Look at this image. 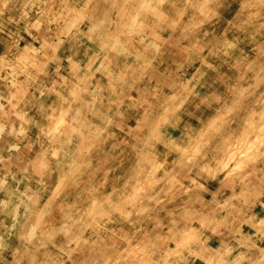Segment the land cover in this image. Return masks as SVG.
Returning a JSON list of instances; mask_svg holds the SVG:
<instances>
[{"label": "rangeland", "instance_id": "obj_1", "mask_svg": "<svg viewBox=\"0 0 264 264\" xmlns=\"http://www.w3.org/2000/svg\"><path fill=\"white\" fill-rule=\"evenodd\" d=\"M109 1L111 0H68L67 3L64 2L60 7V3L57 0L56 2L52 0H0V78H2L0 79V98L3 99V96L8 98H6V101L4 99L0 100V134L5 130L9 131L8 137L13 141L7 146V150L0 146V226L6 224V220L13 219L14 215L16 220H18L22 213L17 211L15 214L14 211L17 210L19 203L26 201L28 205L24 213V219H26L19 220L15 227L11 226V231L17 230L15 239L14 237L5 239L6 228L3 229L5 225L3 228L0 227V263L4 264L3 261L5 260V264H145L151 256L149 254L150 250L144 248L147 245L138 244L135 247V251H128V249L125 251L124 248L126 247H122V244L131 247L134 244L135 246V232L133 230L138 223L139 225L142 223L140 226H143V228L140 231H144L145 236L156 237L159 234L158 241L164 242L165 253L163 249L159 251V258L157 259L159 264H264V256H262L264 255V156H261L264 154V70H261L260 63L255 62L252 55L245 57L242 60L243 62L239 61L242 66L238 71L239 75L234 77L229 74L225 78L227 86L230 85L229 87L231 88L234 86L236 90L245 89L246 94L235 92L238 105L233 108L234 110L232 111V103L229 113L225 114L223 111H218L210 119L212 122L223 119L224 122L214 132V125L210 122L211 129L208 130V135L199 137V142H201L199 147H194L190 154L187 155V159L185 157L186 162H183V160L175 162V167L182 171L185 166L190 169L186 177H180L173 182V184L175 183L173 188L167 186L160 188L157 196L153 198L152 204L150 203L148 207H144L143 202H137V206L140 207L138 211L134 215L125 217L123 224L121 223L119 226L118 224L111 226H108V224L106 226L105 224V230H102L96 227L94 222L89 225L90 231L94 228L98 229L95 234H100L101 230L104 235L106 234L105 244L101 241L104 236L101 237L99 235L98 239V235H93L86 229V225L91 220V214L84 208L86 206L80 204L78 207L70 209L72 206L65 205V198H60L61 193L67 189L66 186L65 189L63 188V182L60 183L63 188L61 190L57 189L59 184L55 185L56 187L49 186L51 181L54 180L53 175L56 170L58 169V172H61L67 168V165H63V157L69 155L70 152L73 153L81 145L83 147H80V151L83 155H86V150L98 143L100 130L103 131L108 124L115 122L119 127V132L112 137L109 144L104 146L106 149L117 150L116 144L123 143V145L131 146L133 142L136 143V140L142 134V126L139 125L137 116H132L133 112L124 115L126 107L135 104L132 95L128 94L130 87L123 90V92H120L118 88L117 90L111 89L114 85L112 83L119 80L116 77H109V67L97 66V59L96 61L93 59L95 55L87 60L83 57V61L81 59L78 63L76 54L75 52L73 53L75 48L81 54L84 49L88 50L89 46L94 42L95 35L101 34L106 37L105 34L109 33L119 21L120 17L115 15L116 9ZM247 1L240 0V2L244 3L245 8L254 7L255 0ZM185 2L186 6L182 10L183 15L189 12L186 9L188 0H185ZM160 3V0H153L152 2L155 6ZM141 4L140 10L145 13H147L146 6H152L146 0H141ZM95 8L103 10L105 18L99 16V21L94 20L91 15ZM62 13L65 14L63 19L60 20ZM160 15V13L154 14V20H158L157 18ZM230 16H233V14L231 13ZM230 16L227 15L222 20L226 22ZM48 18L50 20L56 18V31L50 39H47V43L46 41L41 42V46L47 48L46 52L37 61L36 67L32 71L29 70L30 68H21L19 62L26 55V52L22 49L24 47L32 48L33 46L34 20L37 19L38 22L46 23ZM89 19L90 22L88 23L87 20ZM219 19H216V24L221 23ZM209 21L205 23L201 30L210 29L211 25L213 26ZM195 32L200 33L198 31ZM125 33L121 40H115L117 43L112 42V44H109L110 42L106 41L97 58L102 62L106 60L109 56V49H107L109 46H112V54L120 58H125L131 52H139L140 57L144 58L148 55L147 51L149 53L150 50L153 53V50L155 52L159 49L160 43L156 41L158 36L156 32L149 36L143 28L135 27L131 30L128 26ZM161 35L165 36L164 31ZM263 39V36L257 37L259 42ZM237 42L239 44L244 43L241 38ZM234 50L235 48L223 50L219 57H228L229 52L231 51L232 53ZM65 59H68V61ZM259 61L264 62V58L261 57ZM218 63H220L219 60L217 65ZM80 65H83V67L87 65L91 74L98 77L92 78L93 75L89 74L87 76L88 79H84L83 87L80 88L78 95L75 94L74 104L68 108L69 115L65 112V116L57 107L61 97L57 89L55 90L54 84H57V86L62 85L65 77L67 79L70 75L74 78L76 71L73 70L76 69L75 66ZM142 72L140 75L144 84L146 72ZM4 79L12 83L9 90L2 87ZM220 80L224 81V78ZM29 86L34 88L32 90L34 93L32 92L30 101L27 102L31 105V108L30 110L21 109L19 108L20 105H18L19 102L16 100L12 101L11 98L12 96H19L22 92L26 94ZM131 89L133 88L131 87ZM157 89L161 90L159 87ZM86 91L88 92L86 93ZM113 91L115 92L112 93ZM145 92V94H148L150 91L145 89ZM217 92L220 95V90H217ZM107 93H110V96L114 99L120 93L126 96L124 104H119V107H121L120 112L124 111L122 118L116 112H110V114L106 115V121L104 119L101 120L99 117L104 112L103 107L100 116L97 114L98 120L95 122L93 117L104 105V97ZM138 98L144 101L140 95ZM217 98L218 96L215 97V99ZM44 100H46V106L41 109L38 103ZM140 100L137 101L140 102ZM5 102L12 104L11 108L16 106L17 110H5L4 107H8ZM47 103L50 106L49 110L46 109ZM151 106L150 102L147 101L145 108L148 110L146 113L149 112V108H152ZM1 107L4 109L3 112ZM166 107L168 108V106ZM166 107L161 106L155 109L154 113L158 115L166 110ZM38 108L41 109V115L39 120H37V127L40 128L34 129V132L31 133L33 131L30 125L33 122L31 121L32 109L35 111ZM209 115L210 113H207V117ZM125 116L127 117L126 119L124 118ZM44 118L49 119L47 128L50 130V127H53L54 136L52 135L48 144L46 143L43 147L49 151L52 146L51 142H57L60 146H58V151H60L58 161L60 160V162H45L44 167L42 166L40 169L35 167V163L32 162L31 164L32 167H35V171L31 172L30 169L25 171L24 169L22 170L24 174H19V171H16V173L15 170L11 171L10 168L16 155L19 156L18 161L21 162L26 149H36L34 154H37V160L47 156V153L40 149L42 143L40 134L47 129L45 122H43ZM64 121H66V125H69V128H65ZM55 129H59L56 135ZM259 130L263 131L260 132ZM60 131L64 132L63 135L60 134ZM80 133L86 135L84 143L79 138ZM93 135L95 136L93 137ZM191 135L193 134L190 131L184 132L181 140L183 141ZM212 135L215 139L216 148L214 160H211L207 149ZM258 141L261 143H257ZM261 145L262 151L259 149ZM121 152L119 151V154ZM112 155L115 157L117 153L113 152ZM87 158V162L89 161L88 169L94 172L99 167L98 169L101 170L100 163L96 162L94 158V153L88 155ZM3 169L7 170V172L2 173ZM70 169L68 166L66 174L70 173ZM126 170L127 166L124 165L122 171ZM70 174L72 175V173ZM20 180L26 184L22 186L24 191L19 198L13 189L17 181ZM83 182L85 181L83 180ZM88 184H83L78 192L84 191L87 200H89L88 205H90L92 199L96 197L97 193H100L106 182L102 183V178L99 177L97 184ZM117 189L115 188L110 193L113 195H110L111 198L108 197L110 199L107 200L103 210L105 215L108 214L109 217L118 212L117 194H114ZM119 206L121 207V205ZM87 208L90 207L87 206ZM53 210L56 211V214L58 212V214L50 219L49 216L51 217L52 213H55ZM164 215L167 216V220L164 219ZM150 219L151 223L145 225L146 221ZM171 223L174 225L177 223L176 226L180 229V234L178 232L179 229H175L174 226L167 231V227H170ZM165 224L168 225L166 228ZM119 231L122 232L120 235L123 241L115 237ZM2 240L5 241L6 245L2 243ZM140 246L144 248L143 253H140L141 256H139V249L142 250ZM198 246L201 247L199 248ZM158 248H161V246L155 245L153 247L156 250ZM134 252L135 254H133ZM151 258H154V253ZM152 264H155L154 261Z\"/></svg>", "mask_w": 264, "mask_h": 264}, {"label": "bare ground", "instance_id": "obj_2", "mask_svg": "<svg viewBox=\"0 0 264 264\" xmlns=\"http://www.w3.org/2000/svg\"><path fill=\"white\" fill-rule=\"evenodd\" d=\"M52 1L56 2V0H52ZM57 1H59L60 7L64 2L66 3L68 2V0H57ZM146 1H148L152 5L149 7L146 6L147 13L140 10V6L142 5L141 0H111L109 1V3H111V5L113 4V6L116 9L115 15L117 17H120L119 21L112 27L109 33L105 34L106 37L101 34L95 35L94 42L92 43V45L89 46L88 50L84 49V52L82 54L78 52V49L76 48H75V51H73V53L75 52L76 54L78 63L79 61H81V59L83 61V57L85 60H87L88 58L95 55L93 59L95 61L97 59L96 61V63L98 62L97 66L99 65L101 67L102 66L109 67L110 68L108 71L109 77L111 78L116 77L119 80L117 82L112 83L114 85L112 86L111 89L117 90L118 88L120 92H123V90H126L130 87L128 94L132 95V97L135 100L134 105L130 107H126L127 112L125 111L124 113V111H122L121 113L120 112L121 107H119V104L121 105L124 104L123 102H125L126 96L124 95L125 96L124 97L120 93V95L114 99L110 96V93H107L104 97V105L102 106L99 112H96V114L94 115L95 117H93L94 121L96 122L98 120L96 116L97 114H99L100 116V114L102 113L103 107H104V112L101 114L99 118L101 120L104 119V121H106L105 120L106 115L110 114V112H116V114L119 115L120 117L122 116L123 113L125 115V114H129V112H133V114L132 113L130 114H132V116L133 115L137 116L139 120V125L142 126V134L140 135V137H138V139L136 140V143L133 142L131 146L123 145L124 144L123 143V144H116L117 150H114V149L112 150L109 148L106 149L104 148V146L109 144L112 137L117 132H119V127L118 125L115 124V122L108 124V126L104 127L103 131L100 130V134L98 135V138H99L98 143L94 147H92L93 149L90 148L86 150V155H83V153H81L80 147H83L81 145L76 151H74L73 153L70 152L69 155H67L66 157H63L64 159V160L62 159L63 160L62 162H64L63 165H67V168L65 171H61V172H58V169H57L56 173L53 175L54 180L51 181L49 185L50 187L51 186L54 187L55 185L59 184V187L57 189L61 190L62 186L60 185V183L63 182V188L65 189V186H66L67 189L63 191V193H61L60 198H65L64 199L65 205L72 206L70 209H74L78 207V205L80 204H82V206L83 205L86 206L84 208H86L87 211L91 214L90 216L91 220H89V224L86 225V229L93 235H96V236L98 235V239H99V235H101V237L104 236L102 238L100 237L103 244H105V241H106L105 239L106 234L104 235V233L102 232L103 229L105 230V226H104L105 224L106 226L107 224L108 226H111L114 224L115 225L118 224L119 226L121 225V223L123 224L125 217L127 218L128 216L134 215V213H136L138 209L140 208L137 206V202H143L144 207H148V205L152 202L153 198L157 196V192L160 188L164 186H167L169 188L175 187V183L173 184V182L177 181V179H179L180 177L185 178L186 175L190 172V169L187 166H185V169L183 171L179 168H176L175 162L179 160L180 162L181 160H183V162H186L185 157L187 159V155L190 154V152L192 151V149H194V147L196 148L199 147L201 143L199 142L200 141L199 137H201V135L202 136L208 135V130L211 129L209 124L210 122H212L210 119L214 117L215 113H217L218 111L219 112L223 111L225 114L229 113V111H231L230 105L232 103H233L232 111L234 110L233 108L236 105H238V101L235 97V92L236 93L243 92V94H246L245 89L236 90L234 86L233 88H231L229 87L230 85L227 86L225 82V78H227L229 74L233 75L234 77L239 75L238 71L239 69L242 68V66L239 64V61H242L243 59H245V57L252 55L254 57L253 58L254 61L260 63L261 70H264V62L259 61L261 57L264 58V39L261 42L257 40V37H262V36L264 37V0H255L254 7L252 8H249V7L245 8L244 3L240 2V0L238 1L237 0L235 1L234 0H188L186 9L187 11L189 10V12H186L185 15H183V12H182L183 7L186 6L185 0H160L161 3L156 6L152 4L153 0H146ZM180 11H181V15H180ZM103 12H104L103 10L99 8L97 9L95 8L91 16H93L92 18H94V20H98L99 16L100 17L103 16V18H105V13ZM159 13L161 15L159 18H157L158 20H154L155 17L153 18V15L159 14ZM231 13L233 14V16H230ZM64 14L62 13L60 15V20L63 19ZM227 15H229L230 18L227 19L226 22H224L222 18H224ZM218 18H220L219 19L221 22L220 24H216V19ZM55 20L56 18L51 19V20L50 18H48L46 20V23L38 22L37 19L34 20L35 24L33 25L35 28L33 27L34 28V36L32 38L33 46L32 48L24 47L22 49L24 52H26V55L23 54L24 58L22 61L19 62V66L21 68L22 67L30 68L29 70L32 71V69L36 67L37 61L41 57H43V53L46 52L45 50L47 49L46 47L43 48L41 46V42L46 41L47 43V39H50L56 31V21ZM87 21L89 23L90 19ZM208 21L209 23L213 24V26L211 25L210 29L205 28V30H201L202 27L205 26V23H208ZM128 26L129 28H131V30L132 28H135V27L143 28L149 36L156 32L158 35L156 41L160 43L159 49L155 52L153 50V53L150 52V50H149V53L147 51L148 55L145 56L144 58L140 57L139 52H131L125 58H120L112 54L113 53L112 46H109L107 47V49H109L108 50L109 56L107 57V59L104 60L103 62L99 60L97 56L99 54V51L103 47V44L106 43V41L110 42L109 44H112V42L117 43L116 41L121 40L124 34H126L125 32L128 29ZM87 29L89 28L87 27ZM163 31H164L165 36L161 35L163 34ZM195 31H198L200 33H196ZM240 38L241 40L244 41V43L242 42L239 44V42H237L238 39ZM232 48H235V50L232 51V53L230 51L228 54V57H225V56H223L222 58L219 57V55L221 56V52L223 50L224 51L230 50ZM218 60L220 63H218L217 65ZM66 61H68V59ZM75 67L76 69L73 70V71H76L74 78H72L70 75L67 79L65 77V79L63 80V83L61 82L62 85L57 86V84L56 85L54 84L55 90L57 89L58 94L61 97V100L58 103L57 107L65 116H66V113L68 114V108H70L71 105L74 104V101L76 99L75 94L80 92V88L83 87V84L85 83L84 79H86L89 74L93 75L91 74L90 70L87 68V65L85 67H83V65L75 66ZM94 70H97V69H94ZM142 71L146 72L144 84L142 83V79L140 75ZM93 77H98V76L93 75L92 78ZM221 78L222 79L224 78V81L220 80ZM3 81L4 83H2L3 84L2 87H4L6 90H9V87L12 86V83H10L7 79H4ZM131 87L133 89H131ZM158 87L161 88L160 91L159 89H157ZM145 89H148L150 92L148 94H145L146 93ZM32 90H34V88L29 86V89L27 90L28 92L26 94H23L22 92V94H20L17 97L12 96L11 100L18 101L19 102L18 105H20L19 108L30 110L31 105L28 104L27 102L30 101V96L34 93ZM217 90H220V95L218 94ZM87 92L88 91H86V93ZM114 92L115 91H113L112 93ZM172 92H173V96H172ZM142 93H143V96H142ZM139 95L141 96V98L143 97L144 101H141L138 98ZM216 96H218L219 98V99L217 98L218 100L215 99ZM6 98L3 96L4 101L8 99ZM3 99L0 98V100H3ZM137 100H140V102ZM147 101L150 102V104L152 105L151 106L152 108H149L150 109L149 112L146 113V111L148 110V109L146 110L145 108ZM45 103H46V100H44L43 102H39L38 105L42 109L44 108V106H46ZM6 104L8 105V107H4L5 110L7 109L17 110L16 106H14V108H11L10 106L12 104L10 103H6ZM137 104H138V107H137ZM161 106L164 108L168 106V108L166 107L167 108L166 110L156 115V113H154V110L158 109ZM40 108L36 109L35 111L32 109L31 121L33 122L30 125L33 131H31V133L34 132V129L40 128V127H37V120H39V117L41 115ZM49 108L50 106L47 103L46 109L49 110ZM1 109H3V107H1ZM4 109L2 110V112L4 111ZM38 111L40 114L38 113ZM207 113H210L208 117H207ZM124 118L126 119L127 117L125 116ZM43 122H45V126L47 128L49 119L44 118ZM223 122H224L223 119L221 121L218 120L216 122H212V124L214 125L213 132ZM64 124H65V128H69V125H66V121H64ZM52 128L53 127H50V130L49 128H47L44 132L42 133L40 132L41 133L40 140L42 142L40 149L42 151L44 150L47 153V156L45 158H42V159L39 158V160H37L38 156L37 154H34L35 152L34 150L36 149H33L30 147L31 148L30 150L28 149L24 150L25 154H23L21 162L18 161L19 156L16 155L13 161L14 163L12 167L10 168L11 171L15 170V172L19 171V174H24L22 171L24 169L25 171L30 169V171L33 172L35 171L34 169L35 167L40 169V167H42L45 162H60V160L58 161L59 156H60V151H58V148L60 146L58 145L57 142L56 143L54 141L51 142L52 146L49 151L47 150V148L43 147L46 143L48 144V142L51 139V136L52 135L54 136V132ZM55 131H56L55 133L56 135L59 129H55ZM187 131H190V133H192L193 135H191L190 137H187V139H184L182 141L181 137L183 133L184 132L187 133ZM262 131L263 130H261L260 132ZM63 133L64 132L60 131V134L63 135ZM8 134H10V132L6 130L0 134V146H3L6 150H7V146L11 144V142H13L8 137ZM48 136H50V138H48ZM94 136L95 135H93V137ZM79 138L81 142L84 143L86 139V135L83 133H80ZM214 140L215 139L213 138V135H212L209 141L208 148H207L209 152V156L211 157V160H214L216 157V154H215L216 148H215ZM257 143H261V142L258 141ZM257 143H255V145ZM259 149H261L262 151V145L260 146ZM118 150L120 152L122 150V152L120 153L121 155L119 154ZM113 152L115 154L117 153V156L120 155V157L119 158H117V156L113 157L112 155ZM93 153H94V158L96 162L100 163L99 165L101 168L100 170L98 169L99 168L98 167L96 170H94V172H92L91 169H88V166H87L89 164L88 163L89 161L87 162V159H88L87 157L88 155L93 154ZM261 156L263 157L264 154H262ZM32 162L35 163V167H32V164H31ZM124 165L127 166L126 171H122V168L124 167ZM68 166L69 168H71L69 172L72 173V175L70 173L66 174L68 170ZM5 172H7V170L3 169L2 173H5ZM99 177L102 178V183L106 182V184H104L103 186L104 188L100 190V193H97L96 197L93 198L92 201L90 202V205H88L89 200H87L86 194L82 190H81L82 192L79 193L78 190L85 183L86 184L91 183L93 185L97 184V180ZM83 180L85 182L82 183ZM25 184L26 183H23L21 180L17 181L13 189L16 195L19 196V198L21 194H23L24 190L22 186ZM115 188H118L116 192L114 193L115 195L117 194L116 203L118 205V212L117 213L115 212L114 215L109 217L108 214L105 215L103 210L105 208L107 200L110 199L111 196L113 195V194L111 195L110 193ZM119 205H121V207ZM26 206H28L26 204V201L19 203V206L17 205V210L14 211L15 214L17 211H21L22 213L18 217V220H16V217L14 215L13 219H10V220L8 219V221L6 220V224H4L5 227L4 225L0 226L2 228L4 227L3 229L6 228L5 229L6 231L5 239H11L12 237H14V239L16 238L17 230L11 231L10 229L12 227H15L17 225V222H19V220L24 219V213L26 211L25 210ZM87 206H89L90 208H87ZM53 211L55 213H52L51 217L49 216L50 219L56 217L54 215L58 214V212L56 214L55 210ZM167 213H170V212H167ZM166 218L167 216L164 215V219ZM151 219L146 221L145 225L150 224ZM92 222H94V225L96 227L102 229L100 234L99 233L95 234L96 231L98 230L97 228L91 229V231L89 230L90 228L89 225ZM171 224L172 225H170V227H167L168 225L165 224V228L167 227V231L172 226H174L175 229L178 228L176 226L177 223H175V225L173 223ZM140 225L138 223V225L133 230L135 232L134 233L135 234V239H134L135 246L133 244L134 248L129 245L126 246L124 244H122V247L123 248L124 246L126 247L124 248L125 251L126 249H128V251L130 250L135 251V247H137L138 244H142V246L147 245L144 248H147L148 250H150L149 254L151 256L154 253L155 259L151 258L150 256L151 261L150 259H147L146 263L149 264L151 262L152 264L154 261L155 264H159V261H157V259L159 258L158 253L159 251H162V249L165 253L164 242L158 241V237H160L159 234L156 237L154 236L149 237V235L145 236L144 231L142 232L140 231V229L143 228V226L141 227ZM178 232L180 234V229ZM62 233L64 234L63 231ZM120 233L122 232L119 231L115 237L118 240L123 241ZM2 243L6 245L4 240H2ZM173 244L175 245L176 243H173ZM155 245H158L159 247L161 246V248H158L157 250L153 249ZM142 246L140 247L142 248ZM144 248H142V250L139 249V256H141L140 253H143L142 251H144ZM133 254H135V252ZM5 262L6 261L4 260L3 263L5 264ZM118 263H119V259H118Z\"/></svg>", "mask_w": 264, "mask_h": 264}]
</instances>
